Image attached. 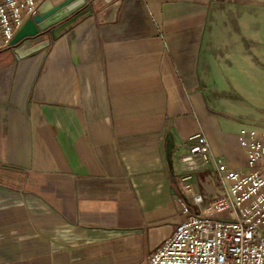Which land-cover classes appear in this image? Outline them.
Listing matches in <instances>:
<instances>
[{"label": "crops", "instance_id": "1", "mask_svg": "<svg viewBox=\"0 0 264 264\" xmlns=\"http://www.w3.org/2000/svg\"><path fill=\"white\" fill-rule=\"evenodd\" d=\"M243 129L264 134V0L100 5L0 67V264L134 263L184 219L188 182L210 199L216 158L247 166ZM199 131L206 164L184 160Z\"/></svg>", "mask_w": 264, "mask_h": 264}, {"label": "built area", "instance_id": "2", "mask_svg": "<svg viewBox=\"0 0 264 264\" xmlns=\"http://www.w3.org/2000/svg\"><path fill=\"white\" fill-rule=\"evenodd\" d=\"M43 1L0 0V56L9 52L11 39ZM190 140L184 160L198 156L208 163L213 158L208 136L199 131ZM240 143L247 166L230 167L216 158L223 192L210 199L188 193V182L180 202L184 219L143 264H264V134L243 129Z\"/></svg>", "mask_w": 264, "mask_h": 264}, {"label": "water", "instance_id": "3", "mask_svg": "<svg viewBox=\"0 0 264 264\" xmlns=\"http://www.w3.org/2000/svg\"><path fill=\"white\" fill-rule=\"evenodd\" d=\"M114 0H44L38 6L37 12L28 18L11 39V48L5 55L12 63L40 53L49 48L53 41L59 39L76 24L94 14L100 5ZM8 62L0 64V67ZM174 147L173 136L167 138V162L173 182L176 183L174 164L172 160Z\"/></svg>", "mask_w": 264, "mask_h": 264}, {"label": "rangeland", "instance_id": "4", "mask_svg": "<svg viewBox=\"0 0 264 264\" xmlns=\"http://www.w3.org/2000/svg\"><path fill=\"white\" fill-rule=\"evenodd\" d=\"M9 59H6L5 56H0V64H3V63H6L8 62ZM148 248L150 249H146L145 252L143 251V257L142 256H139L138 252L135 253V260H133L134 263L132 264H143L144 261H145V258L146 256L149 254V253H152L156 250V239L155 238H150L149 241H148Z\"/></svg>", "mask_w": 264, "mask_h": 264}]
</instances>
